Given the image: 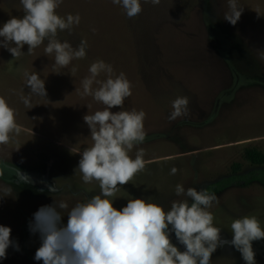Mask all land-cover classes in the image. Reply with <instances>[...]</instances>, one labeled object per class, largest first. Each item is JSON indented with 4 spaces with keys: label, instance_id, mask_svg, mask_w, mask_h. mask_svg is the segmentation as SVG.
Listing matches in <instances>:
<instances>
[{
    "label": "rangeland",
    "instance_id": "1",
    "mask_svg": "<svg viewBox=\"0 0 264 264\" xmlns=\"http://www.w3.org/2000/svg\"><path fill=\"white\" fill-rule=\"evenodd\" d=\"M140 2L141 13L129 18L112 0H62L57 13H78L80 23L70 32H58L57 38L74 48L87 41L86 56L66 68L54 69V56L44 54L45 45L31 55L25 45L19 58L0 47V96L15 109L21 128L0 145V225L11 228L19 247L10 246L0 264H43L34 259L41 239L29 228L33 214L64 201L68 207L60 212L66 224L77 202L101 192L98 182L85 183L77 169L81 152L92 144L83 117L105 107L80 94L81 81L97 60L111 64L115 75L123 72L132 85L123 108L111 110L146 113V139L130 153L134 158L143 148L146 166L109 197L117 209L128 199L143 198L167 211L172 201L187 199L175 194L177 184L205 190L223 176L264 166L248 157V150L264 153V0H237L243 12L235 25L223 18L228 0ZM23 15L20 0H0V27ZM25 71L37 72L45 81L46 97L30 94ZM106 78L105 73L97 77ZM22 95H31V109ZM178 97L189 99L188 114L169 120ZM172 167L177 168L174 175ZM215 195L218 203L210 211L224 239H232L231 223L245 215L256 216L264 227L263 182H242ZM170 238L185 250L174 232ZM252 247L256 264H264V240L253 241ZM210 264L245 261L238 250L224 245Z\"/></svg>",
    "mask_w": 264,
    "mask_h": 264
},
{
    "label": "clouds",
    "instance_id": "2",
    "mask_svg": "<svg viewBox=\"0 0 264 264\" xmlns=\"http://www.w3.org/2000/svg\"><path fill=\"white\" fill-rule=\"evenodd\" d=\"M112 2L120 5L129 18L142 11L140 0ZM61 3L62 0H20L24 15L10 18L0 27L3 38L0 47L6 48L13 58H19L24 54L25 45L29 55L45 45L44 54L54 56V69L66 68L74 59H83L87 41L81 40L74 48L70 42L57 38L58 32H70L80 23L78 13L66 17L57 13ZM151 3L158 5L160 0H151ZM228 5L223 18L235 25L243 8L238 6L237 0H228ZM261 58L264 59V53ZM71 72L75 73L76 68ZM101 73L107 75L105 80L97 79ZM24 75L30 94L47 96L45 81L37 72L25 71ZM81 85L82 97L91 96L105 106L83 117L90 129L92 144L81 152L77 167L83 181L98 182L101 192L77 202L68 212L66 224L60 212L67 209L66 202L41 206L29 225L30 231L39 233L41 239L34 259L43 264H210L216 249L229 245L241 253L245 264H256L252 244L264 240V227L256 216L245 215L231 223L232 239H224L210 211L213 202L218 203L215 193L196 187L185 190L183 185L177 184L175 194L187 199L172 201L167 211L160 204L143 198L128 199L122 209L114 207V199L109 197H115L119 186L129 183L145 169V150L139 148L134 158L130 153L146 139V113L136 109L111 110L123 108L125 99L132 95V85L123 72L115 75L112 65L103 60L90 65L89 75L83 78ZM21 99L26 108L33 107L31 95H22ZM188 104L187 97L176 98L169 120L186 116ZM20 131L15 109L0 96V145L8 144L11 135ZM176 172L177 168L172 167L171 174ZM172 232L184 251L172 242ZM10 246L19 250L11 239V228L0 225V259L6 258Z\"/></svg>",
    "mask_w": 264,
    "mask_h": 264
},
{
    "label": "trees",
    "instance_id": "3",
    "mask_svg": "<svg viewBox=\"0 0 264 264\" xmlns=\"http://www.w3.org/2000/svg\"><path fill=\"white\" fill-rule=\"evenodd\" d=\"M248 157L253 164L264 165V153L258 149L248 150ZM255 181L264 183V166L262 168H256L249 172H235L227 176H223L220 179L209 183L205 190L209 193H219L224 189L238 185L242 182L250 184Z\"/></svg>",
    "mask_w": 264,
    "mask_h": 264
}]
</instances>
